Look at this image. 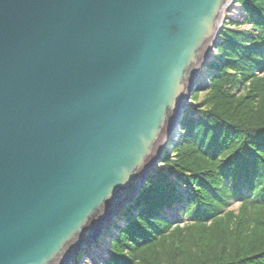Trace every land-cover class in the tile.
I'll return each instance as SVG.
<instances>
[{
  "label": "water",
  "instance_id": "water-1",
  "mask_svg": "<svg viewBox=\"0 0 264 264\" xmlns=\"http://www.w3.org/2000/svg\"><path fill=\"white\" fill-rule=\"evenodd\" d=\"M231 1L0 0V264H68L127 207Z\"/></svg>",
  "mask_w": 264,
  "mask_h": 264
},
{
  "label": "trees",
  "instance_id": "trees-1",
  "mask_svg": "<svg viewBox=\"0 0 264 264\" xmlns=\"http://www.w3.org/2000/svg\"><path fill=\"white\" fill-rule=\"evenodd\" d=\"M239 3L258 34L224 27L210 88L194 92L199 119L164 151L103 264H264V0ZM177 202L176 223L158 213Z\"/></svg>",
  "mask_w": 264,
  "mask_h": 264
},
{
  "label": "bare ground",
  "instance_id": "bare-ground-1",
  "mask_svg": "<svg viewBox=\"0 0 264 264\" xmlns=\"http://www.w3.org/2000/svg\"><path fill=\"white\" fill-rule=\"evenodd\" d=\"M239 3V0H232L231 2H228L227 5L225 6L223 12H222V16H223V21H222V24L220 26V31H219V36L217 35L216 36V45L214 47H212V49H210L209 51V54H208V58H207V63L205 65H202L199 70H198V73H197V81H196V85L194 87V90H193V93L196 91V89L199 87V86H203V85H208L207 82L201 80V78H205V79H208V77L210 75L206 74L208 73L210 70V65L215 61V58L217 56V50H216V46L221 42L222 40V36L221 34L225 31V28L224 27H228L229 25V29L231 30H241V31H245L251 35H254L256 36L258 34V31H256L254 29V27L250 24V23H245L244 22V17H247L248 16V13L249 11H247L245 8H243V6ZM236 7H238L239 9V12H238V18L240 17V19H238L237 22L233 21V20H236L235 17L237 16H234V10L237 9ZM241 8V9H240ZM234 17V18H233ZM233 18V19H232ZM243 18V19H241ZM232 24H235V25H232ZM227 29V30H229ZM205 73V74H204ZM199 74V75H198ZM204 74V75H203ZM258 76H262V74H257ZM202 89V88H201ZM192 93V94H193ZM190 111H192V107L188 104V101H185L184 102V106L182 107V111L180 113V118L178 120V122H176V124L174 125V129H173V135L171 137V139H169L166 144L162 147V150H161V154H160V158H162L163 156V153L164 151H167V150H172L174 148L175 145H177L179 143V140L182 136V126L184 125L183 123L187 120V119H190L191 121L192 120H196V119H199L198 117L200 116L199 114H196L197 115V118L190 113ZM193 112V111H192ZM189 115V116H188ZM210 120V119H209ZM169 148V149H168ZM162 162H157L156 163H153L151 169H149V176L151 177V179H154L156 178V175L159 174V168H162ZM159 170V171H158ZM134 199V196L128 198L125 202H128L129 204L131 203V201ZM126 204V209L129 208V204ZM133 212V211H132ZM164 212V209L160 212L161 214H163ZM118 214V213H117ZM120 214V213H119ZM118 214V215H119ZM117 216V215H116ZM121 220V219H120ZM119 220V221H120ZM118 221V222H119ZM121 224H123V220H121ZM107 230V228L105 229V231ZM104 231V232H105ZM105 236V234H102ZM102 237V236H101ZM100 237V238H101ZM95 253L98 252V250H95V247H93L92 249ZM87 252V249L84 250L81 254L79 255H75L72 259L69 260L68 264H76V262L78 260H80V257L82 255H84L85 253ZM97 260V259H96Z\"/></svg>",
  "mask_w": 264,
  "mask_h": 264
},
{
  "label": "rangeland",
  "instance_id": "rangeland-1",
  "mask_svg": "<svg viewBox=\"0 0 264 264\" xmlns=\"http://www.w3.org/2000/svg\"><path fill=\"white\" fill-rule=\"evenodd\" d=\"M241 6V5H240ZM237 9H235L234 10V16H237V17H235V19L236 20H233V21H235V22H237L238 21V19H240V17L238 18V12H239V9H238V7H236ZM241 9V8H240ZM234 18V17H233ZM232 18V19H233ZM241 19H243V18H241ZM246 19V17H244V20ZM205 74V73H204ZM203 74V75H204ZM201 80H203V81H205V82H207V80L205 79V78H201ZM210 88V84L209 85H203L202 86V91H201V93L202 94H200V95H198V97H197V99H201L202 98V95H203V93H205V92H207V90ZM193 96H194V93L192 94V96H191V99L188 101V104L190 105V106H193V105H195L196 104V102H195V100H194V98H193ZM189 116V115H188ZM194 116V118L196 117L197 118V115H193ZM166 144V143H165ZM164 146V145H163ZM169 149V148H168ZM173 150V149H172ZM172 150H171V152H172ZM170 154H172V153H170ZM162 166V165H161ZM238 205H239V202H234L233 204H232V208H234V209H236L237 207H238ZM179 219H181V216H179V213H177V214H175V215H173L172 217H170V220L171 221H173V223H176ZM187 220V219H186ZM185 220V222H187ZM119 220H115L114 221V223H116V222H118ZM106 228H108V226L107 227H104L102 230H105ZM111 228H113V226H111ZM102 236V237H101ZM100 237H101V239H100V241H99V244H100V246H102V247H104V245H108V243L107 242H109V237H108V235L107 236H104V235H100ZM102 240H104V241H102ZM95 244H96V242H95ZM94 244V245H95ZM95 247V250H98V251H100L101 252V248L100 247H97L96 245L94 246ZM109 251H110V249H109V247L107 246L106 248H105V251H103L102 252V254H101V257L100 258H98L97 260H95L94 262H90V260H89V258H86L85 260H84V262H83V264H101V262H103V260H107L108 259V255H109ZM86 261H88V262H86Z\"/></svg>",
  "mask_w": 264,
  "mask_h": 264
}]
</instances>
